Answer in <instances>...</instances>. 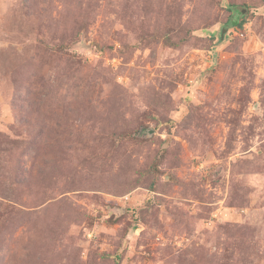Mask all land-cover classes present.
Here are the masks:
<instances>
[{"label":"rangeland","instance_id":"obj_1","mask_svg":"<svg viewBox=\"0 0 264 264\" xmlns=\"http://www.w3.org/2000/svg\"><path fill=\"white\" fill-rule=\"evenodd\" d=\"M0 264H264V0H0Z\"/></svg>","mask_w":264,"mask_h":264},{"label":"trees","instance_id":"obj_2","mask_svg":"<svg viewBox=\"0 0 264 264\" xmlns=\"http://www.w3.org/2000/svg\"><path fill=\"white\" fill-rule=\"evenodd\" d=\"M230 23H232V24H241L240 22H237V20H231Z\"/></svg>","mask_w":264,"mask_h":264}]
</instances>
